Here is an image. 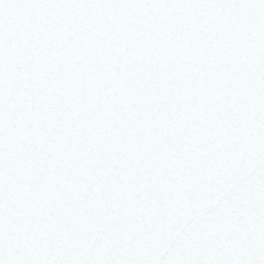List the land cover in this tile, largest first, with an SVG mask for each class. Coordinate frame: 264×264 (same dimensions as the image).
Returning <instances> with one entry per match:
<instances>
[{
    "label": "snow or ice",
    "instance_id": "6c2138e0",
    "mask_svg": "<svg viewBox=\"0 0 264 264\" xmlns=\"http://www.w3.org/2000/svg\"><path fill=\"white\" fill-rule=\"evenodd\" d=\"M0 264H264V0H0Z\"/></svg>",
    "mask_w": 264,
    "mask_h": 264
}]
</instances>
